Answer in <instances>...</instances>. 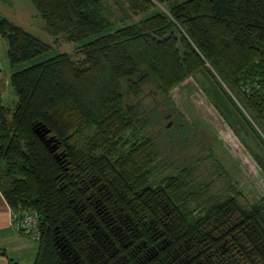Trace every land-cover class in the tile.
<instances>
[{
  "label": "trees",
  "instance_id": "obj_1",
  "mask_svg": "<svg viewBox=\"0 0 264 264\" xmlns=\"http://www.w3.org/2000/svg\"><path fill=\"white\" fill-rule=\"evenodd\" d=\"M31 1L53 35L79 43L13 70V105L0 96V190L39 218L34 264H264V205L158 172L135 116L171 114L178 137L188 124L169 93L200 71L216 79L209 65L264 133V0ZM0 36L11 68L52 47L1 14ZM149 82L153 111L141 106Z\"/></svg>",
  "mask_w": 264,
  "mask_h": 264
},
{
  "label": "rangeland",
  "instance_id": "obj_2",
  "mask_svg": "<svg viewBox=\"0 0 264 264\" xmlns=\"http://www.w3.org/2000/svg\"><path fill=\"white\" fill-rule=\"evenodd\" d=\"M107 1L112 3V0ZM0 14L52 46L44 55L17 64L13 70L60 52L72 53L79 46L78 42L66 41L63 34L53 35L31 0H0ZM0 48L6 58L7 43L2 36ZM207 67L216 79L200 71L169 93L173 113L181 114L179 116L188 124L186 130L176 133L178 137L174 133L170 137L173 132L170 130L173 124L171 114L168 119L158 122L155 117H146L145 113L139 112L135 116L145 125L138 136L148 135L152 139L158 172L175 174L186 170L190 172L192 182L207 189L209 194L224 197L234 195L233 190H236L242 205H264V144L260 141L261 137L264 140V133L244 111L237 93L212 67ZM10 89L16 100L13 88ZM153 92H157L156 88L149 82L141 99V106L147 110L155 108ZM6 98L12 105V99ZM233 103L249 118L252 126Z\"/></svg>",
  "mask_w": 264,
  "mask_h": 264
},
{
  "label": "crops",
  "instance_id": "obj_3",
  "mask_svg": "<svg viewBox=\"0 0 264 264\" xmlns=\"http://www.w3.org/2000/svg\"><path fill=\"white\" fill-rule=\"evenodd\" d=\"M4 58L0 48V96L4 104H8L6 97H10L14 104L15 96L10 89L13 69L8 62L7 51ZM13 213L0 190V252L5 253L0 255V264H10V260L14 264H34L39 248L38 237L16 231L12 223Z\"/></svg>",
  "mask_w": 264,
  "mask_h": 264
},
{
  "label": "built area",
  "instance_id": "obj_4",
  "mask_svg": "<svg viewBox=\"0 0 264 264\" xmlns=\"http://www.w3.org/2000/svg\"><path fill=\"white\" fill-rule=\"evenodd\" d=\"M12 223L16 231L33 237H38L39 218L30 211H17L13 213Z\"/></svg>",
  "mask_w": 264,
  "mask_h": 264
},
{
  "label": "water",
  "instance_id": "obj_5",
  "mask_svg": "<svg viewBox=\"0 0 264 264\" xmlns=\"http://www.w3.org/2000/svg\"><path fill=\"white\" fill-rule=\"evenodd\" d=\"M34 131L38 138L49 148L51 152L55 151L57 149L56 145V139L54 136H49L50 129L48 128H41V127H36L34 128Z\"/></svg>",
  "mask_w": 264,
  "mask_h": 264
},
{
  "label": "flooded vegetation",
  "instance_id": "obj_6",
  "mask_svg": "<svg viewBox=\"0 0 264 264\" xmlns=\"http://www.w3.org/2000/svg\"><path fill=\"white\" fill-rule=\"evenodd\" d=\"M239 258H240V257H239ZM241 258H243V257H241ZM241 258H240V261H239V262H240V264H243V262H241Z\"/></svg>",
  "mask_w": 264,
  "mask_h": 264
}]
</instances>
